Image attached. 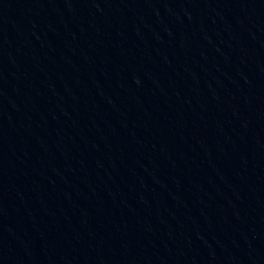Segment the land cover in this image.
Wrapping results in <instances>:
<instances>
[{"label": "water", "instance_id": "95a60500", "mask_svg": "<svg viewBox=\"0 0 264 264\" xmlns=\"http://www.w3.org/2000/svg\"><path fill=\"white\" fill-rule=\"evenodd\" d=\"M0 264H264V0H0Z\"/></svg>", "mask_w": 264, "mask_h": 264}]
</instances>
